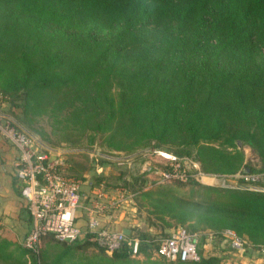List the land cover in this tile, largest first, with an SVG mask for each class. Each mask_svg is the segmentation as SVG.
<instances>
[{"label":"trees","instance_id":"1","mask_svg":"<svg viewBox=\"0 0 264 264\" xmlns=\"http://www.w3.org/2000/svg\"><path fill=\"white\" fill-rule=\"evenodd\" d=\"M0 94L6 113L20 109L22 122L14 119L25 130L48 114L68 137L78 134L66 140L72 147L82 135L91 145L101 134L106 153L151 147L192 159L212 176L264 174V0H0ZM243 146L259 157L258 169L243 171ZM72 165L68 177L89 181L80 190L87 203V190L103 177L92 182ZM181 171L185 180L163 177L170 183L145 189L139 175L115 187L192 223L198 230L185 231L200 238H223L226 230L243 236L242 249L264 258V191L202 186L189 167ZM131 225L149 259L158 235ZM78 244L42 235L34 253L0 231V264L218 263L212 256L138 262L126 247L72 261Z\"/></svg>","mask_w":264,"mask_h":264},{"label":"built area","instance_id":"2","mask_svg":"<svg viewBox=\"0 0 264 264\" xmlns=\"http://www.w3.org/2000/svg\"><path fill=\"white\" fill-rule=\"evenodd\" d=\"M5 104L0 94V142L8 145L14 153L11 172L15 188L31 220L22 247L37 253L40 236L50 235L56 241L67 244L78 241L96 244L108 255L126 247L131 258L140 257L141 239L135 233L125 235L120 230L104 225L105 220L112 217L121 206L122 200L126 198L125 192L120 190L115 198L99 185L88 197V202L83 204L80 196L82 182L67 176L63 151L45 147L36 136L26 131L3 110ZM163 177L170 178L173 174L166 173ZM185 178L184 174H180L179 179ZM216 180L217 186L221 188L245 187L264 191L263 186L256 184L264 182V174L232 175L218 177ZM80 215L86 218L85 229L77 223ZM222 236L233 250L249 245L246 238L236 236L231 231H224ZM152 241L157 245L155 257L169 262L199 259L198 234L178 228L169 235L155 236Z\"/></svg>","mask_w":264,"mask_h":264},{"label":"rangeland","instance_id":"3","mask_svg":"<svg viewBox=\"0 0 264 264\" xmlns=\"http://www.w3.org/2000/svg\"><path fill=\"white\" fill-rule=\"evenodd\" d=\"M10 114L13 118L22 122L21 120L23 118V114L20 113V109H14L10 112ZM55 124L56 123L53 121V118H51L48 114H43L36 115L32 118L30 122L31 128L26 125L25 126L28 128L26 130L36 136L45 147L63 151L62 156L65 157L64 162L67 165V169L69 164H73V172H77L80 170H78L79 168H76V166H82L84 169H82V175L85 176L87 180H91L92 182H94V178L98 175L102 176L103 180L99 185H101L104 190L109 192L108 194L113 195L115 198L117 190L120 189L115 186L122 184L123 180L132 182L133 178L141 175L142 178L145 179V189H147L151 187L150 185L153 182L160 183V181H164V183H170L171 180H164L163 178V174L166 173L173 174V177L168 179L180 180L179 176L180 174H183L181 166L189 167L192 170L193 178L199 185L218 187L216 180L218 176L202 173L199 170V164L192 159H180L175 157L169 151L151 147L139 150L136 153L133 152L131 154L121 151L106 153V145L101 147V144L105 141L106 136L101 134H96L94 136V140L91 145L87 144L85 135H82L79 140V145L77 147H72L66 142V140H77L78 134L74 133V135L68 137L67 134H69L70 131H65L60 125L56 126ZM241 150L244 157L243 171H248V168L250 167L258 169L261 163L256 153L248 146H243ZM5 154L4 151H0V163L3 159H5V157H3ZM99 157L105 158L111 163L105 162L103 164H99ZM67 159H69L68 163L66 162ZM168 167H171V173L166 171ZM242 174L243 173L240 170L233 175ZM3 186H5V183L0 171V205L4 204L2 207H10L11 209H14V202L10 201L6 203L3 199H1V194L6 192V190L3 189ZM258 186L260 185L258 184ZM188 188L190 189L191 186L185 187L181 190V192H188ZM139 199L136 198V195L126 192V198L122 200V206L125 208L127 207V209H132L128 212L132 214V217L135 219V224L138 225L140 232L147 231L149 234L166 236L178 228L184 230L186 229L188 231L198 230L191 227L192 223L186 222L181 224L175 222V220L167 214L155 213L145 201ZM140 202L142 205L139 204ZM21 208L23 209L24 206ZM20 213L23 215L22 222H20L17 218L15 220L10 219V222L8 223L9 225H0V231L6 236H11L14 232L13 236L16 237L17 242L22 248L21 239L26 232V220H28V216L26 211H21ZM82 242L84 241L76 242L79 243V246H75L76 250H73L72 261L88 260L91 257L101 255L100 252L103 253L102 248L98 245L89 242ZM74 244L71 245L74 246ZM56 251H58L57 248L52 249V253H55ZM146 252L150 254L149 259L143 254H141L138 258L129 257V259L138 262L159 259L154 256L152 248H147ZM198 253L199 257L212 256L217 258V264H264V258H253L254 256L250 255L247 249L241 248L239 250H233L230 247L228 240H225L224 238H212L207 234L205 236L203 235V237L201 234L198 244Z\"/></svg>","mask_w":264,"mask_h":264},{"label":"crops","instance_id":"4","mask_svg":"<svg viewBox=\"0 0 264 264\" xmlns=\"http://www.w3.org/2000/svg\"><path fill=\"white\" fill-rule=\"evenodd\" d=\"M0 151L1 152L4 151V154L6 153L5 155H3V157H5V159H3V161H1V163H0V171H1V174L3 177V181L5 183V186H3V189L6 190L5 193L1 194V197H2L1 199H3V201H5L6 203L11 201V202H14L13 204H15V205H13L14 209H11L10 207L9 208L8 207L7 208L2 207V205H4V204L0 205V225L2 226V225L8 224L10 222V219L15 220L17 218L20 222H22L23 215L20 213L22 211L20 209L22 206L25 207V204L19 198V196L17 194L16 188H15V183H14V178L12 176L13 174L11 172L12 159H13L14 153H12V150H10L8 145L2 144L1 142H0ZM7 174H9V175H7ZM88 182L89 181H83L81 183V188L84 189V186L87 185ZM81 188H80V190H81ZM94 189H96V187H94V188L91 187L89 190H87V193L85 196H87V198H88L90 196V194L94 191ZM120 190L121 189L117 190L116 196L119 195ZM125 194H126V192H125ZM127 198H128V195H127ZM84 204H86V203H84ZM129 210H132V209L131 208L127 209V207L125 208L121 204V206L114 213V215L112 217H110L109 219L107 218L105 220V223H104L105 227L113 229V230H117V231H119V230L122 231L123 229H127V227H129V224H132L131 226H133L135 224V221H130V219H128L129 214H130L128 212ZM27 216H28V220H26L27 226H26L25 235L29 231L30 225H31V220H30V216H29L28 212H27ZM77 223L81 228L85 229V227H86L85 216L81 215L80 218L78 219ZM13 235H14V232H13ZM24 236L22 237L21 242H22ZM84 242L87 243V241H84ZM84 242H82V243H84ZM106 255H108V254H106Z\"/></svg>","mask_w":264,"mask_h":264},{"label":"water","instance_id":"5","mask_svg":"<svg viewBox=\"0 0 264 264\" xmlns=\"http://www.w3.org/2000/svg\"><path fill=\"white\" fill-rule=\"evenodd\" d=\"M122 232L125 234V235H130V230L129 229H123Z\"/></svg>","mask_w":264,"mask_h":264}]
</instances>
